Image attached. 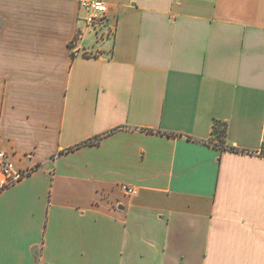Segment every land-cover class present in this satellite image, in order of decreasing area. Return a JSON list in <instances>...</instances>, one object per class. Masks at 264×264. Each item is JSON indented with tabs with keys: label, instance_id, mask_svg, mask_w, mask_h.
Here are the masks:
<instances>
[{
	"label": "crops",
	"instance_id": "0c3cea01",
	"mask_svg": "<svg viewBox=\"0 0 264 264\" xmlns=\"http://www.w3.org/2000/svg\"><path fill=\"white\" fill-rule=\"evenodd\" d=\"M88 1L0 0V264H264V0Z\"/></svg>",
	"mask_w": 264,
	"mask_h": 264
},
{
	"label": "built area",
	"instance_id": "2783aa9c",
	"mask_svg": "<svg viewBox=\"0 0 264 264\" xmlns=\"http://www.w3.org/2000/svg\"><path fill=\"white\" fill-rule=\"evenodd\" d=\"M82 5L88 12L85 20L86 28L94 33H98L99 30H105L108 36H112L114 33L113 29L106 27V18L109 12L107 5L101 0L84 2ZM83 35V30L79 29L74 43L76 44L81 40ZM32 170L33 169L22 170L17 168L12 157L7 152L0 150V190L21 181L30 174ZM125 191L129 196L136 195V190L133 188H125Z\"/></svg>",
	"mask_w": 264,
	"mask_h": 264
},
{
	"label": "trees",
	"instance_id": "16d2710c",
	"mask_svg": "<svg viewBox=\"0 0 264 264\" xmlns=\"http://www.w3.org/2000/svg\"><path fill=\"white\" fill-rule=\"evenodd\" d=\"M214 132L215 134L218 135L221 139H223L225 133H226V126H224L221 123L216 122L215 127H214ZM230 151H237L236 149H229Z\"/></svg>",
	"mask_w": 264,
	"mask_h": 264
},
{
	"label": "rangeland",
	"instance_id": "374dc122",
	"mask_svg": "<svg viewBox=\"0 0 264 264\" xmlns=\"http://www.w3.org/2000/svg\"><path fill=\"white\" fill-rule=\"evenodd\" d=\"M86 45H89L90 47L94 44L95 39L94 38H90V36L86 37Z\"/></svg>",
	"mask_w": 264,
	"mask_h": 264
}]
</instances>
